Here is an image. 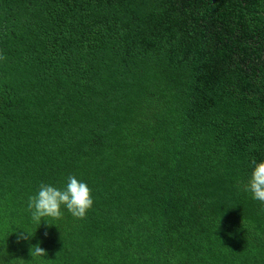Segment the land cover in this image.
I'll return each mask as SVG.
<instances>
[{
	"label": "trees",
	"instance_id": "obj_1",
	"mask_svg": "<svg viewBox=\"0 0 264 264\" xmlns=\"http://www.w3.org/2000/svg\"><path fill=\"white\" fill-rule=\"evenodd\" d=\"M0 54V264H264V0H0ZM87 172L85 218L32 221Z\"/></svg>",
	"mask_w": 264,
	"mask_h": 264
},
{
	"label": "clouds",
	"instance_id": "obj_2",
	"mask_svg": "<svg viewBox=\"0 0 264 264\" xmlns=\"http://www.w3.org/2000/svg\"><path fill=\"white\" fill-rule=\"evenodd\" d=\"M7 57L0 54V60ZM252 172L244 191L251 193L252 199L264 204V160L257 162L255 158L251 160ZM62 206L77 219L86 217L87 212L93 206L91 189L85 182L76 178L75 175L67 177L66 186L63 189L51 184L41 183L36 194L28 197L26 210L30 213L32 221L39 225L45 218L60 219L63 216ZM47 221V220H46ZM32 233L26 231L18 236L19 240H28ZM45 235H47L45 233ZM32 259H38L41 264H47L48 260L43 259L47 255L44 248L39 243L30 247ZM14 260L11 264H15Z\"/></svg>",
	"mask_w": 264,
	"mask_h": 264
},
{
	"label": "rangeland",
	"instance_id": "obj_3",
	"mask_svg": "<svg viewBox=\"0 0 264 264\" xmlns=\"http://www.w3.org/2000/svg\"><path fill=\"white\" fill-rule=\"evenodd\" d=\"M125 167V170H127V166H124ZM128 167H130V166H128ZM100 169V167H98V166H95V165H84V166H78V167H76L75 168V172H74V174H79V173H81V172H83V171H91V170H96V169ZM103 172H104V170L103 169H101ZM109 173H113V174H115L116 175V177H117V180L118 179H123V176L121 175V173H120V170H118V169H116V168H113V169H111L110 171H109ZM91 173H86V175H83L82 174V178L84 177V179H89L87 182H86V184L88 185V187L91 189V194L93 195L94 193L92 192L95 188H96V181H95V179L92 177V175H90ZM80 176V175H79ZM78 179V178H77ZM127 185V183L126 184H124V182H120V183H118L116 186H113V182L110 180V179H107L106 177H105V173H103V177H102V180L99 182V185H98V187H99V190H100V197H99V202L101 203V204H105V194H106V191H107V189L108 188H120L121 189V191L123 190V191H126L125 190V186ZM129 189H130V186H129ZM127 190H128V188H127ZM95 198H96V196H95ZM96 201H97V198H96ZM153 221V220H152ZM103 231L104 232H106L107 234L109 233V230H108V228H107V221L106 222H103Z\"/></svg>",
	"mask_w": 264,
	"mask_h": 264
}]
</instances>
